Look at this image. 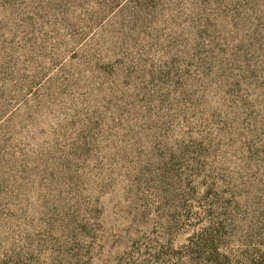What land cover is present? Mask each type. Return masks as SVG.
<instances>
[{
    "label": "rangeland",
    "instance_id": "obj_1",
    "mask_svg": "<svg viewBox=\"0 0 264 264\" xmlns=\"http://www.w3.org/2000/svg\"><path fill=\"white\" fill-rule=\"evenodd\" d=\"M0 264H264V0H0Z\"/></svg>",
    "mask_w": 264,
    "mask_h": 264
}]
</instances>
